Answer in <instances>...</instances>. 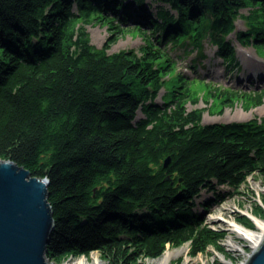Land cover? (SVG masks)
I'll return each mask as SVG.
<instances>
[{
    "label": "trees",
    "instance_id": "trees-1",
    "mask_svg": "<svg viewBox=\"0 0 264 264\" xmlns=\"http://www.w3.org/2000/svg\"><path fill=\"white\" fill-rule=\"evenodd\" d=\"M152 1L157 15L145 0H0V160L49 179V260L97 251L118 264L129 251L156 258L186 242L196 254L215 235L195 210L202 192L216 195L201 204L207 212L249 175L264 180V116L204 124L203 110L185 107L198 101L197 82L175 72L168 52L204 59L209 42L235 64L228 37L238 19L249 25L242 45H264V0ZM91 22L107 26L102 47L91 42ZM127 31L143 35L139 53L110 52ZM242 96L259 106L264 90Z\"/></svg>",
    "mask_w": 264,
    "mask_h": 264
},
{
    "label": "rangeland",
    "instance_id": "rangeland-1",
    "mask_svg": "<svg viewBox=\"0 0 264 264\" xmlns=\"http://www.w3.org/2000/svg\"><path fill=\"white\" fill-rule=\"evenodd\" d=\"M145 1L146 6L150 8V13L157 15L160 5L153 3L152 0ZM166 8L170 9L168 6ZM251 10L252 8L243 9L241 14L249 17ZM258 15L260 16L259 19H262V15ZM235 25L236 31L228 37L229 42L236 51V62L233 65H230L220 57L218 55V48L211 45L209 42L205 43L204 54H206V58L204 59H199L198 52L186 56L183 48L173 50L171 49V45L168 46V52L171 59L175 62V72L188 77L190 82H197L194 85V93L198 101L196 103L189 101L186 103L185 107L187 111L195 109L203 110L204 124L228 123L234 121L243 122L264 116V98L261 105L252 106L250 105V102L248 103L245 100V96H242L244 93H259L264 90V45L249 47L242 45L238 38V34L249 30L248 21L242 17L236 21ZM86 29L90 35L92 44L96 47H102L109 37V31L104 24L91 22L86 25ZM143 42V35L138 32L127 31L124 34L119 35L118 40L112 45L110 52L113 53L133 49L139 53V49L143 45ZM196 59H199L200 62L195 63L194 65ZM250 74H256L257 76H255V79L249 80ZM259 75L262 76V81H259ZM164 79L168 80L169 78L165 77ZM205 85L220 89V94L215 93V95L217 94L219 97L214 98L213 96H208ZM228 91H238L240 96H233L232 93H228ZM166 93L167 89H165V87L160 89L157 97L159 103L162 102V98ZM142 116V113L139 111L138 118ZM228 190L230 189L227 186L219 187V191L225 192ZM215 198V193L203 191L196 201L195 208L196 211L203 213L207 225L215 232L212 241L202 251L197 252L196 254L190 252L191 245L189 242L179 246H172L171 250H179L182 247H187L189 249L187 252L189 258L194 259L196 258L195 256L198 255L203 259V261H195V264H222L218 253L224 254L226 261L229 263H245L249 259V256L254 252V247L249 242L239 239L236 234H232L227 226L221 227L217 223H212L210 219L212 216L219 214L221 208H225L223 214L227 220L233 219L248 229L257 230V225L249 213H252L254 216L264 221V180L257 175H249L239 191L233 197L227 198L225 202H213L210 204L208 211L205 212L201 204L206 201L214 200ZM231 235H234L236 240L242 245V250L239 252L231 251L225 244L227 237ZM92 252L97 253L101 259L108 262V260L99 252ZM92 252L87 256L72 255L55 260L50 259V262L54 264H63L68 260H75L79 257L91 261ZM128 253L130 257L129 259H124L121 263L117 261L116 263L152 264L151 260L153 258L134 257L135 259H133V255L130 254L131 252L129 251ZM121 259L120 255L118 260ZM192 262L193 261L185 263L184 254H180L177 257H174L170 264H194Z\"/></svg>",
    "mask_w": 264,
    "mask_h": 264
},
{
    "label": "water",
    "instance_id": "water-1",
    "mask_svg": "<svg viewBox=\"0 0 264 264\" xmlns=\"http://www.w3.org/2000/svg\"><path fill=\"white\" fill-rule=\"evenodd\" d=\"M48 187L49 179L0 160V264H54L47 258L56 225ZM246 264H264V239Z\"/></svg>",
    "mask_w": 264,
    "mask_h": 264
},
{
    "label": "bare ground",
    "instance_id": "bare-ground-1",
    "mask_svg": "<svg viewBox=\"0 0 264 264\" xmlns=\"http://www.w3.org/2000/svg\"><path fill=\"white\" fill-rule=\"evenodd\" d=\"M224 209L221 208L219 214H217L216 216H212L210 219L211 222L214 224L217 223L221 227L227 226L228 230L232 234L234 233L239 239L249 242L254 247V250H256L264 239V221L257 218L252 213H249V215L253 218V220L257 225V230H251L239 224L236 220L233 219L227 220L225 218V215L223 214ZM225 244L233 252H239L240 250H242V245L240 244L239 241L236 240L234 235L228 236L227 240L225 241ZM171 248H172L171 245H167L166 248L163 250V252L160 254V256L153 258L151 260L152 264H170L172 259L180 254H184L185 263L193 261L192 263L195 264V261H203L201 256L199 257L198 255L195 256L196 258L194 259L189 258L187 256V252L189 250L187 247H182L179 250H171ZM91 255H92L91 261L87 260L86 258L79 257L76 258L75 260H68L63 264H108V262L101 259V257L97 253L92 252ZM218 256L222 264L223 263L232 264L231 262L229 263L226 261V257L224 254L218 253ZM241 264H246V262Z\"/></svg>",
    "mask_w": 264,
    "mask_h": 264
}]
</instances>
